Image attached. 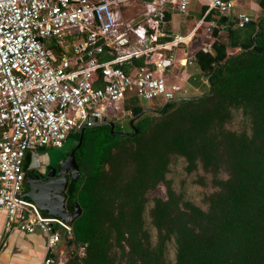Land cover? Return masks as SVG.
<instances>
[{
  "label": "trees",
  "instance_id": "obj_1",
  "mask_svg": "<svg viewBox=\"0 0 264 264\" xmlns=\"http://www.w3.org/2000/svg\"><path fill=\"white\" fill-rule=\"evenodd\" d=\"M257 5L241 26L208 13L210 48L193 53L208 93L160 112L140 113L127 98L126 131L140 113L132 136L113 121L112 131L83 129L63 264H264V0ZM164 20L169 33V11ZM160 185L163 194H154ZM191 186L201 188L196 197Z\"/></svg>",
  "mask_w": 264,
  "mask_h": 264
},
{
  "label": "built area",
  "instance_id": "obj_2",
  "mask_svg": "<svg viewBox=\"0 0 264 264\" xmlns=\"http://www.w3.org/2000/svg\"><path fill=\"white\" fill-rule=\"evenodd\" d=\"M126 1L0 0L2 227L42 232L40 264H63L62 244L72 232L68 222L22 196L27 152L60 147L69 133L91 127L92 117L98 122L131 116L123 107L127 98L166 101L176 91L184 96L183 87L166 78L172 67L182 73L192 64L186 50L191 41L202 38L199 48L209 50L215 22L208 13L235 17L237 26L250 18L233 13L234 0H197L205 9L192 27L167 33L165 11L187 15L190 0H139L142 14L132 23L117 14ZM109 108L113 113L107 116Z\"/></svg>",
  "mask_w": 264,
  "mask_h": 264
},
{
  "label": "water",
  "instance_id": "obj_3",
  "mask_svg": "<svg viewBox=\"0 0 264 264\" xmlns=\"http://www.w3.org/2000/svg\"><path fill=\"white\" fill-rule=\"evenodd\" d=\"M225 29L226 27H224V30ZM206 78L207 77H203L202 79L207 85V90L195 97H199L210 91V87L207 83ZM187 98H192V97H187ZM177 99H180V98L176 97V98H171V99L164 101L159 110L150 109L146 107V108H143L140 113L145 112V111L160 112L169 101L177 100ZM138 114H136L135 116L129 119L130 128L132 129L131 132H117V133L121 135H127V136L134 135L137 130L132 125V121L138 116ZM91 121L94 122V124L91 125V127L96 126V125H101V124H107L109 125L110 131H112L113 122L110 120H105L102 118L100 119V121L96 122L95 118L92 117ZM83 129L84 127H81L77 131L69 133L66 136L63 144L60 147L56 148V150L60 151V159L56 161L58 162V165H57L58 172L56 173L57 175L59 174L58 176H56L55 178L51 177L49 180L45 181L40 186H38V192L36 194L32 188V185L27 182L28 175L25 176L24 178L25 183L28 185V189L27 191H24L22 193V196L27 197L32 202H34L36 206L38 207V209L42 211L43 213L47 215H51V216H57L58 218H61L68 223H70L75 218L76 214L73 212L72 209L67 208L66 203H65L64 191L67 185L66 172H70V176H71L70 180L76 179L77 166H76L75 159L73 156V151L80 144ZM37 150H38L37 148L30 149L28 151V156H26L28 160L25 157V159L28 161L27 162L28 168H34L32 167L33 166L32 164H33L34 159H36L35 154L37 153ZM66 152L67 154L64 157H62L63 153H66ZM51 165L53 167L54 164H51ZM69 188H72V186L70 185Z\"/></svg>",
  "mask_w": 264,
  "mask_h": 264
},
{
  "label": "crops",
  "instance_id": "obj_4",
  "mask_svg": "<svg viewBox=\"0 0 264 264\" xmlns=\"http://www.w3.org/2000/svg\"><path fill=\"white\" fill-rule=\"evenodd\" d=\"M234 1H235V6L233 8V13L243 11L250 18H253L259 14V6L257 5V0H234ZM195 5L198 6V10L196 9ZM192 7L193 8L191 7L189 8L190 11L188 10V13L186 15V16H191L192 18L189 20L190 23L187 31L200 17L202 8L204 6L200 4L197 0H193ZM167 11L170 12V20L167 27L169 28V31H171L170 21L172 19V16L177 14L173 13L169 9ZM191 12H196L199 16L195 18ZM203 30L204 29L202 28V30L200 29L199 31L203 33ZM198 48L199 47L195 45H193V48L186 47L187 55L192 58V64L185 66L182 73H180L179 66L172 67L170 69V72L168 73L169 83L176 82L179 84V82L175 80L176 78L178 79V77H180V81L183 80L182 81L183 83L184 81L187 82V77L193 75L194 72H196L198 76H200L199 70L197 69V66L193 60V53ZM200 77L203 78L202 76ZM180 85L183 87L185 91H187L186 87L183 84ZM3 219H4V213L0 211V264H40L45 253V235L39 231L27 233V232L19 231L14 228L4 229L2 227Z\"/></svg>",
  "mask_w": 264,
  "mask_h": 264
},
{
  "label": "rangeland",
  "instance_id": "obj_5",
  "mask_svg": "<svg viewBox=\"0 0 264 264\" xmlns=\"http://www.w3.org/2000/svg\"><path fill=\"white\" fill-rule=\"evenodd\" d=\"M122 6H119V10H118V17L123 21V22H136L139 20V17L142 14V2L139 0H129L126 2H123L122 4H120ZM196 9L198 10V6L195 5ZM191 8H193L191 6ZM193 14V16L195 18H197L199 15L196 12H191ZM190 13V14H191ZM194 18V19H195ZM182 21L180 22L179 21ZM192 19L191 16H186V15H173L172 19L170 21V27H171V31L172 32H180L181 34L186 33L188 26H189V20ZM203 39L199 38L197 41L193 40L189 43V45L187 47H192L193 45L199 47L202 43ZM68 56V55H67ZM167 76V75H165ZM166 80L168 81V78H166ZM177 82H179V84H183L187 91H186V96H192V95H197L203 92V90L206 87V84L204 82V80H202V78L200 76H198V74L196 72H194L193 75L187 77V82L184 81V83L182 82L183 80L180 81V77H178V79H175ZM181 93L180 91H176L174 92V97H181ZM137 102V104L139 106H142L143 108L147 107L150 109H154L155 107H157L159 104L163 103L165 100L162 99L161 97H156L153 99H136L135 100ZM112 110L109 108L107 109V116H110L112 114ZM112 121L114 122V127L117 128L119 127L121 129L122 132H128L126 130H128V126H127V119L126 118H117L116 120L113 119V116H110ZM88 128V127H86ZM84 128V129H86ZM44 149H56L54 147H42ZM181 167V162H177L176 165H171V168L173 169H177L180 170ZM175 176V175H174ZM176 177V176H175ZM190 189H192V191H190ZM201 190V188L199 187H190L189 189H187V192H191L192 195L194 197H196L199 193V191ZM154 194H159L162 195L163 194V186H158V188L154 191ZM63 247H65L66 243L63 242ZM166 255L167 258H170L172 255V249L171 247H167L166 248Z\"/></svg>",
  "mask_w": 264,
  "mask_h": 264
},
{
  "label": "flooded vegetation",
  "instance_id": "obj_6",
  "mask_svg": "<svg viewBox=\"0 0 264 264\" xmlns=\"http://www.w3.org/2000/svg\"><path fill=\"white\" fill-rule=\"evenodd\" d=\"M36 159L33 161L34 168H28L27 160L25 159L24 165H23V171H24V178L28 175L27 182L32 185V188L35 192V194L38 192V186H40L45 181L49 180L51 177L58 176L56 173L58 172V161L60 159V151L56 149H44V148H37ZM76 150V149H75ZM75 150L73 151V156L75 153ZM66 153H63L62 157H64ZM28 156V152L27 155ZM47 163V164H46ZM46 164V165H45ZM51 164H54L53 167ZM67 177V185L64 191L65 196V203L67 206L68 202V194H69V186H70V172H66ZM23 178V190L27 191L28 185L25 183ZM70 209V208H69ZM69 213V212H68Z\"/></svg>",
  "mask_w": 264,
  "mask_h": 264
}]
</instances>
